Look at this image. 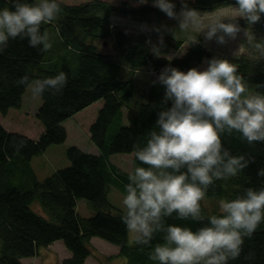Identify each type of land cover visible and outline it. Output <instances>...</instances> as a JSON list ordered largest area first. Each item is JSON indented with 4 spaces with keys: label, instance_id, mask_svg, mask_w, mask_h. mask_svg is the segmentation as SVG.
<instances>
[{
    "label": "trees",
    "instance_id": "16d2710c",
    "mask_svg": "<svg viewBox=\"0 0 264 264\" xmlns=\"http://www.w3.org/2000/svg\"><path fill=\"white\" fill-rule=\"evenodd\" d=\"M23 2L32 4L36 0ZM13 3L14 0H0V9H11ZM57 3L58 19L41 25V32L50 34L52 47L47 52L30 47L28 40L20 37L9 39L0 51L3 116L23 106L28 89L19 84L22 77L36 81L60 72L66 76V85L60 93L53 95L52 90H46L39 96L41 102L35 115L44 130L37 138L9 131L0 122V264H24L23 259L39 255L57 241H62L71 254L63 264H85L92 254L91 240L95 237L117 246L118 255L127 264H158L150 259V254L157 244L164 242V234L154 233L150 245L137 244L136 239L130 244L129 232L121 220L125 211L109 200L112 186L125 194L129 182V173L112 163L111 157L132 154L135 168L147 167L135 158L134 148L147 143L150 132L158 130V113L172 106V101L165 103L166 89L158 82L164 68L187 72L204 61L223 58L200 37L190 40L183 56L169 58L167 54L180 50L188 41L178 27L131 31L115 21L124 18L150 23V17H162L165 13L153 6V0H122L119 4L106 0L68 4L57 0ZM173 3L179 12L182 0ZM187 3L201 12L235 6V0H187ZM239 25L248 27L243 19ZM250 31L258 40L264 38V17L250 26ZM161 35L160 47H156ZM195 39L197 43H193ZM101 40H110L113 51H102L98 44ZM241 44L248 52L226 59L236 66L250 93L264 94V58L254 54L245 38ZM136 71L156 74L157 78L146 86L137 84L133 77ZM100 100L103 105L90 125L91 140L98 153L70 146L66 151L70 164L41 180L33 159L50 146L64 143L68 138L66 121ZM221 140L223 148L234 156H244L249 165L235 177L214 180L201 201L205 217L220 214L221 199L234 200L248 188H264V177L257 174L264 169V142L248 144L237 132L222 133ZM82 199L93 207L92 216L79 214L78 201ZM208 200L213 201L212 208ZM34 204L38 209L34 210ZM164 223L191 227L193 231L204 226L190 219H178L175 213L165 217ZM228 264H264V220L251 238L244 237L241 255Z\"/></svg>",
    "mask_w": 264,
    "mask_h": 264
},
{
    "label": "clouds",
    "instance_id": "9594fccd",
    "mask_svg": "<svg viewBox=\"0 0 264 264\" xmlns=\"http://www.w3.org/2000/svg\"><path fill=\"white\" fill-rule=\"evenodd\" d=\"M153 6L177 20L181 32L203 34L206 41L215 39L223 45L243 33L254 54L264 58V38L258 40L250 31L264 17V0H235L230 15L219 9L210 17L189 7L187 0H182L179 12L172 0H153ZM59 13L57 0L32 4L14 0L11 9H0V51L9 39L20 37L30 47L47 52L52 47L50 34L41 32V25L56 21ZM240 19L247 28H241ZM154 53L159 55V50L154 48ZM206 62L203 71L166 67L158 76L166 89L165 103L172 101V106L158 113V130L150 132L147 143L135 146V158L147 167H136L125 185L122 223L135 234L137 244L150 245L154 233L164 234V242L150 254L158 264H228L241 255L244 237L251 238L264 220V188H248L234 200L221 199L220 214L202 215L201 201L214 180L235 177L249 165L244 156L223 148L221 134L237 132L248 144L264 142V94L250 93L229 60ZM19 84L34 97L46 90L55 95L66 85V76L60 72L36 81L24 76ZM257 174L264 177V169ZM174 213L178 219L204 226L193 231L165 225L164 218Z\"/></svg>",
    "mask_w": 264,
    "mask_h": 264
},
{
    "label": "rangeland",
    "instance_id": "374dc122",
    "mask_svg": "<svg viewBox=\"0 0 264 264\" xmlns=\"http://www.w3.org/2000/svg\"><path fill=\"white\" fill-rule=\"evenodd\" d=\"M68 4H79L82 2H86L88 0H62ZM113 4H119L122 0H106ZM175 1V0H173ZM172 1V2H173ZM235 6H227L220 9L226 10V12L230 15V9ZM219 10V9H217ZM215 10V11H217ZM213 11V12H215ZM201 12V11H200ZM213 12H201L210 14ZM120 18V17H119ZM150 23L140 22L136 23L135 21L124 19V18H116L115 21L121 23L122 26L127 30H148L149 28L162 29V27H178V21L174 19H170L166 14L162 17L155 16L150 17ZM207 22V20L205 21ZM151 28V29H152ZM173 35L179 37L176 33L172 31ZM187 36L188 41L183 44L182 48L178 51H172L167 56L169 58L173 57H181L185 54L190 45V40H193L194 37H200L204 44L217 53L219 57L226 59L234 54H242L248 52L245 48L242 47L241 39L245 38L243 33H241L237 39L231 40L228 39L227 43L221 45L218 44L215 39L212 41H206L203 34H198L195 32H185L184 34ZM182 36L180 38H184ZM156 47H160V42L162 40V35L157 38ZM101 46L102 51L112 52L113 44L109 41H100L98 42ZM208 67L206 61L198 67L197 69L200 71L205 70ZM135 77V81L137 84L149 85L152 81L157 78L156 74L145 73L142 71H136L133 75ZM40 97L33 96L30 89L27 90L26 96L24 98L23 106L18 109H12L8 115L3 116L0 113V122L3 126L12 132L22 133L24 135H30L33 137H38L44 130L42 123L36 117V109L40 105ZM103 105V101L100 100L90 107L86 108L82 112L77 113L73 118H70L66 123V129L68 131V138L64 143L56 144L50 146L44 153L35 157L33 159V167L35 168L39 178L42 180L49 175H52L58 169L67 167L70 162L67 158L66 151L70 146H77L85 152L88 153H98V150L94 143L91 140L90 135V125L95 120L97 113L101 106ZM112 163L118 166L121 170L131 173L135 169V165L133 163V155L132 154H114L111 157ZM124 193H122L116 187H111L109 192V200L116 207L125 211L123 206V197ZM36 204V203H35ZM34 204L33 208L38 209V207ZM207 204L210 208H212L213 201H207ZM78 212L82 217H90L95 211L93 207L87 200H79L78 201ZM135 234L129 233V243L133 244L135 241ZM118 247L103 240L98 237L92 238L91 240V256L87 259L85 264H127V261L118 255ZM71 256L69 250L65 247L64 243L60 241L59 243H53L48 248H45L41 251V253L35 257H31L26 260L25 264H63V261L66 258Z\"/></svg>",
    "mask_w": 264,
    "mask_h": 264
},
{
    "label": "crops",
    "instance_id": "0c3cea01",
    "mask_svg": "<svg viewBox=\"0 0 264 264\" xmlns=\"http://www.w3.org/2000/svg\"><path fill=\"white\" fill-rule=\"evenodd\" d=\"M26 96V95H25ZM25 98V97H24ZM38 109V108H37ZM37 109H36V112H37ZM67 122V121H66ZM28 136H30V135H28ZM30 137H32V138H37V137H33V136H30ZM56 243H59L60 244V241H57V242H55V244ZM27 259H29V258H26V259H23V263L25 264V262H26V260Z\"/></svg>",
    "mask_w": 264,
    "mask_h": 264
}]
</instances>
